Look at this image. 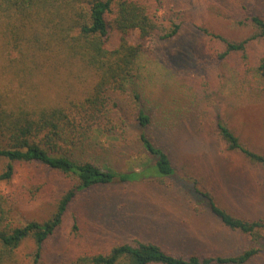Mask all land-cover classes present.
<instances>
[{
	"label": "trees",
	"instance_id": "obj_1",
	"mask_svg": "<svg viewBox=\"0 0 264 264\" xmlns=\"http://www.w3.org/2000/svg\"><path fill=\"white\" fill-rule=\"evenodd\" d=\"M160 3L0 0V36L4 48L15 52L6 66L13 82L10 87L0 85V161L6 162L0 181L12 178L15 163L35 165L68 180L67 189L46 220L17 226L10 216L18 195L9 197L0 190V264H15L14 252L25 241L33 243L34 262H39L84 192L147 178L173 182L175 167L164 135L170 134V127L156 115L159 105L147 112L142 96L153 78L155 70L151 69L166 67L168 72L181 75L167 64L165 52L155 48L174 40L181 29L179 22L160 19ZM237 23L251 28V33L239 41L211 34L220 44L211 61L222 64L238 55L243 76L264 78V57L252 61L248 55L250 43L264 40V18L247 15ZM198 62L195 60L194 66ZM206 63L209 59H203L198 67L204 68ZM192 71L193 67L187 66L182 73ZM46 72L64 76L63 96L58 100L45 101L33 82L44 78ZM194 109L183 123L199 132L203 118L199 120ZM214 123L215 137L227 151L264 170V154L245 147L223 120L216 117ZM99 136L113 141L103 149L105 154L95 153ZM115 149L144 152L148 162L139 170L117 171L110 160ZM191 183L195 199L189 198L195 202L196 213L207 212L227 231L245 236L255 245L261 243L264 220L250 221L229 212L203 186ZM258 246L234 255H180L154 242L134 240L81 256L75 264H250L264 255L262 245Z\"/></svg>",
	"mask_w": 264,
	"mask_h": 264
},
{
	"label": "rangeland",
	"instance_id": "obj_2",
	"mask_svg": "<svg viewBox=\"0 0 264 264\" xmlns=\"http://www.w3.org/2000/svg\"><path fill=\"white\" fill-rule=\"evenodd\" d=\"M160 7V19L179 22L181 29L174 40L155 48L165 52L167 64L181 75L168 72L166 67L151 69L155 70L153 78L142 96L147 112L154 104L159 105L156 115L170 127V134L164 135L175 167L173 182L147 178L84 192L71 206L39 262H34L33 243L25 241L14 252L15 264H75L81 256L134 240L154 242L180 255H234L260 244L264 249V238L255 245L247 237L224 229L207 212L196 213L195 202L190 201L195 197L191 182L196 181L229 212L250 221L264 220V170L227 151L213 130L218 117L245 147L264 154V78L243 76L238 55L222 64L211 61L212 54L220 50L219 41L211 34L234 41L247 37L251 28L237 22L247 15L264 18V0H161ZM248 55L252 61L264 57V40L250 43ZM14 56L15 52L4 48L0 36L2 87H10L13 82L6 66ZM203 59H209V63L200 68ZM195 60L199 61L196 66ZM187 66L193 71L182 73ZM63 79L60 72H46L44 78L33 82L41 98L54 101L63 96ZM12 86L15 88V84ZM191 108H195L199 120L203 118L199 132L197 127L183 123ZM98 138L94 150L103 154L113 141ZM118 150L110 154L111 165L117 171L139 170L148 162L144 152ZM5 164L0 161V173ZM67 187L66 178L21 163L14 164L8 182L0 181L5 195H18L10 216L13 226L46 220ZM258 259L250 264H264L263 254Z\"/></svg>",
	"mask_w": 264,
	"mask_h": 264
}]
</instances>
